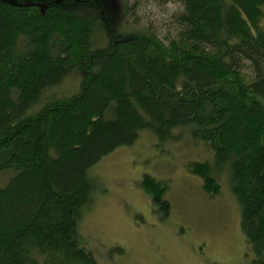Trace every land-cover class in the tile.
I'll use <instances>...</instances> for the list:
<instances>
[{"label": "trees", "instance_id": "trees-1", "mask_svg": "<svg viewBox=\"0 0 264 264\" xmlns=\"http://www.w3.org/2000/svg\"><path fill=\"white\" fill-rule=\"evenodd\" d=\"M171 1L159 29L110 0L113 29L96 0H0V264H96L79 235L91 169L143 132L206 144L190 172L211 197L228 176L264 264V0L152 2ZM142 188L167 217L166 186Z\"/></svg>", "mask_w": 264, "mask_h": 264}, {"label": "rangeland", "instance_id": "rangeland-1", "mask_svg": "<svg viewBox=\"0 0 264 264\" xmlns=\"http://www.w3.org/2000/svg\"><path fill=\"white\" fill-rule=\"evenodd\" d=\"M96 1L115 29L119 15L114 16L110 0ZM152 1L127 4L140 3L143 25L162 29L163 20L180 7L173 1L164 7ZM134 21L128 22L136 26ZM74 83L71 80L62 91H69ZM179 135L161 143L143 132L134 145L118 148L91 169L101 189L80 221L79 235L96 264H251L254 260L228 176L219 178V194L208 195L190 165L209 162L211 152L190 134ZM146 176L166 186L171 205L167 217L154 209L142 188ZM5 179L1 176L0 183Z\"/></svg>", "mask_w": 264, "mask_h": 264}]
</instances>
